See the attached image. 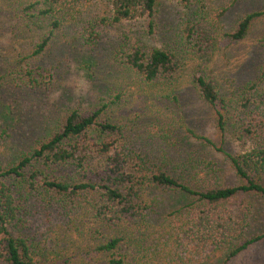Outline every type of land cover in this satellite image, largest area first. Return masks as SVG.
Instances as JSON below:
<instances>
[{"label":"rangeland","instance_id":"rangeland-1","mask_svg":"<svg viewBox=\"0 0 264 264\" xmlns=\"http://www.w3.org/2000/svg\"><path fill=\"white\" fill-rule=\"evenodd\" d=\"M20 1L23 4L0 0L2 168L28 151L35 139L47 136L65 110L109 102L106 113L123 131L114 150L125 157L129 171L143 163L189 178L185 169L189 161L204 154V160L211 159L218 167L222 184L238 183L228 155L248 151L253 144L237 139L232 127L221 136L212 108L199 97L190 76L195 70L211 71L232 107L240 109L242 94L251 93L247 83L258 78L264 61V14L252 20L237 42L223 38L220 31L231 30L246 13L263 11L264 0H197L216 29L214 49L207 61L188 52L175 87L144 83L124 67L122 57L136 43L146 47L174 43L196 0H156L151 20L111 25L94 24V18L109 12V0H81L67 5L68 14L47 49L32 57L41 32L28 26L24 8L30 0ZM29 70L38 78L36 88L27 85ZM188 129L211 138L221 150L201 144ZM88 150L89 171H82L81 181L96 179L95 173L105 166V157L93 145ZM260 181L264 184V175ZM139 195L142 208L131 218L115 215V205L102 206L98 213L88 203L66 213L32 198L26 230L35 257L48 263L103 264L105 255L95 249L97 244L123 236L114 250L123 264H264V197L249 194L207 205L149 182L140 187ZM241 206L246 216L239 221L235 212ZM261 234V239L228 258L242 241ZM0 264L9 263L0 257Z\"/></svg>","mask_w":264,"mask_h":264},{"label":"trees","instance_id":"trees-1","mask_svg":"<svg viewBox=\"0 0 264 264\" xmlns=\"http://www.w3.org/2000/svg\"><path fill=\"white\" fill-rule=\"evenodd\" d=\"M79 1L30 0L25 5L28 26H34L41 32L31 57L47 49L68 14L69 6L77 5ZM17 2L23 4L20 0ZM155 8L156 0H109V12L105 17L94 18V24L111 25L141 18L151 20ZM261 14L264 10L244 14L231 30L220 31L221 36L231 42L243 39L252 20ZM178 30L172 44L168 42L164 46L153 47L140 43L131 45L122 57L124 67L144 83L175 87L188 52L207 61L214 49L213 38L216 35V29L197 0L195 8ZM30 71L27 73V85L32 89L39 84L38 78ZM190 81L199 97L212 108L221 136L232 127L237 139L249 140L253 144L248 151L228 155L237 184H222L217 174L218 167H214L211 159L204 160V154L189 161L188 168H185L186 175H191L189 178L174 175L167 167H145L143 163L129 171L125 157L114 150L123 131L120 124L106 113L109 102L87 109L69 108L61 114L47 136L35 139L28 151H22L5 168L0 166V257L9 264H58L35 257L34 244L26 230L32 198L40 204L56 206L60 212L66 210V213L88 203L96 206L98 213L102 206L115 205V215L131 218L140 213L139 189L147 182L178 190L207 205L222 204L249 194L264 197V184L260 181L264 175V61L258 78L247 83L251 93L242 94L238 111L221 91L211 71L195 70ZM188 131L201 144L221 150L211 138L192 129ZM90 145L105 157V166L95 173L96 179L81 181L85 176L82 171H89L85 164L90 162ZM68 169L73 173L70 174ZM241 207L235 212L239 221L246 216L244 206ZM246 211L248 213V208ZM262 237L263 234L242 241L228 258ZM123 239V236H115L97 244L95 249L105 255L103 264L124 263L123 257L115 252Z\"/></svg>","mask_w":264,"mask_h":264}]
</instances>
